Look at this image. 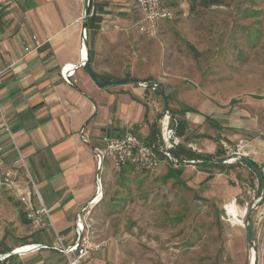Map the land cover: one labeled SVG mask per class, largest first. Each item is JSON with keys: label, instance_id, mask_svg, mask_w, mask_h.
I'll use <instances>...</instances> for the list:
<instances>
[{"label": "rangeland", "instance_id": "1", "mask_svg": "<svg viewBox=\"0 0 264 264\" xmlns=\"http://www.w3.org/2000/svg\"><path fill=\"white\" fill-rule=\"evenodd\" d=\"M169 2L174 17L161 21L152 35L137 29L135 17L129 21H121L119 14L111 18L124 29L92 35V68L138 87L128 78L150 77L158 82L165 93L158 94L161 115L166 106L170 112L191 107L211 114L220 127L205 121L200 130L188 125L185 134L188 142H194L203 135L201 132L208 135L210 131L226 150L219 158L234 154L238 158L241 153L250 157V149L264 154V0ZM85 4L86 0L84 8ZM15 9L16 0H0V26L15 21L11 14ZM88 26H92L90 18ZM232 99L235 101L231 103ZM164 164L152 174L127 165L131 168L126 186L128 198H119L118 203H107L112 189L111 181L105 182L107 163L98 171L103 179L104 199L96 210L102 207V213L105 209L116 211L117 217L95 220L93 231L100 237L99 231L112 228V236L106 239L109 242L116 237L121 248L117 263L252 264L243 221L249 208L255 206L252 233L259 264H264V200L257 172L237 159L233 169H223L226 178L218 183V194H211L202 184L185 186L177 179L179 175L171 171L164 174ZM259 165L264 173V161ZM112 170L115 183L121 185L117 176L124 169ZM124 190L125 185L114 199ZM12 191L8 185L0 184L3 245L13 241L15 234L36 228L20 219L25 207Z\"/></svg>", "mask_w": 264, "mask_h": 264}, {"label": "crops", "instance_id": "2", "mask_svg": "<svg viewBox=\"0 0 264 264\" xmlns=\"http://www.w3.org/2000/svg\"><path fill=\"white\" fill-rule=\"evenodd\" d=\"M16 5L17 9L11 13L15 21L3 22L0 26V142L5 150L9 148L5 153L6 166L13 167L17 174L13 195L18 197L17 193L23 192L28 201L38 207L36 186L50 211L52 223L46 220L39 226L33 223L27 216L26 205L18 197L25 207L20 219L30 228L32 224L36 228L25 234H15L14 240L6 245L0 243V255H4L0 264H66V256L54 245L57 244V236L66 245L75 240L76 215L96 195L98 160L93 148L103 146L104 135H119L127 125L147 140L156 139L160 130L158 119L162 113L158 97L161 93L157 89L138 87L128 82L99 86L83 66L75 69L71 78L73 82L64 80L61 74L63 66H77L83 59L84 0H16ZM118 14L122 16L121 21H129L130 17L141 19L135 0H98L93 3L92 26H88L90 52L93 34L124 29L119 22L111 21L113 17L118 18ZM93 70L99 81L117 79L108 72ZM143 80L158 83L150 77ZM171 113L174 121L185 124V130H188V125L200 130L206 125L205 121L220 127L211 114L196 109L182 108ZM83 128L90 146L81 138ZM201 133L203 135L195 138L194 142L189 141L195 144V152L219 158L216 152L222 147L220 139H215L210 131L208 135ZM179 137L181 144L188 148L185 131L182 135L179 133ZM223 150L225 153L222 155H225L226 150ZM249 155L258 165L264 161V154L260 152L253 153L250 149ZM22 161L28 173L22 168ZM106 163L109 169L105 182L112 183L107 203L109 200L118 203L123 197L127 200L126 186L131 179V168L129 165L123 167L117 176L122 183L117 185L112 166L108 161ZM162 167L165 168L164 174L171 171L173 175H179L177 179L183 185L202 184L211 194L218 192L220 181H225L223 169L234 168L226 164L175 166L167 162ZM124 185L125 190L115 200V195ZM102 187V199L99 196L92 205L93 222L104 218L111 220L117 215L116 211L107 212L106 209L102 213V207L96 210L104 199ZM99 233V239H106L112 236L113 230L109 228ZM115 239L113 236L107 247L91 252L82 264H118L121 248ZM33 244H47L49 247L22 254L15 251Z\"/></svg>", "mask_w": 264, "mask_h": 264}, {"label": "built area", "instance_id": "3", "mask_svg": "<svg viewBox=\"0 0 264 264\" xmlns=\"http://www.w3.org/2000/svg\"><path fill=\"white\" fill-rule=\"evenodd\" d=\"M96 1L98 0H93V3ZM135 2L141 14V19L136 22V27L143 34H154L161 21L172 19L174 17V10L170 5L169 0H135ZM115 27L120 28L119 25H115ZM66 66L67 65L63 66L61 74L64 80L71 83L73 82L71 78L75 74V68L73 70H66ZM158 122L160 130L156 139L153 140L143 138L129 125L125 128L124 132L119 135H104L102 138L103 146L93 148L97 156V167L99 168V171L104 168L107 161L111 164L112 169L115 170L120 171L123 167L131 165L135 169L143 170L151 174L156 172L160 165L165 162L175 166H179L180 164L196 165L199 163V159L189 157L179 158L174 154V149L181 144V139L178 133V122L173 120L171 112L165 111L158 119ZM81 138L85 142L90 143L89 137L84 128L81 131ZM188 147L193 151H196V147L193 144H189ZM5 153V146L0 142V171L2 172L0 184H5L10 188H14L16 185L17 174L13 168L6 166ZM102 185L103 179L98 172L96 174V195H94V197L83 206L81 211L76 215L75 240L71 244L66 245L63 243L62 239L57 236V244L54 245V248L66 256V264H82L83 259L91 252L108 246L107 239H99L98 236L94 235V222L91 217L93 209L92 204L97 198L100 190L103 188ZM35 194L37 195L39 202L38 207L32 205L23 192L17 193L20 200L26 205L28 217L33 223L38 226L46 223V221L52 223L50 211L45 206L36 186ZM102 197L103 195L100 196V200ZM30 247L32 248L28 250L29 252L41 248H47L49 245L33 244L30 245ZM19 254L22 253L19 252ZM3 256H0V258Z\"/></svg>", "mask_w": 264, "mask_h": 264}, {"label": "water", "instance_id": "4", "mask_svg": "<svg viewBox=\"0 0 264 264\" xmlns=\"http://www.w3.org/2000/svg\"><path fill=\"white\" fill-rule=\"evenodd\" d=\"M92 5H93V0H86V4H85V8H84V15H83V25H82V33H81V43L83 46H86L87 48V58L86 59H82V62H80L76 68H78V66H83L87 72L90 74V76L93 78V80L95 81V83L99 86H107L110 84H122V83H126L128 80H124V79H117V80H109V81H99L97 79V77L95 76L94 70L92 69V67L89 64V59H90V46H89V41H88V35H87V30H88V20L91 16V11H92ZM75 68V69H76ZM135 83H137L139 86L143 87V88H152V89H157L159 90L162 94L164 93L163 88L158 84V83H147L144 80L138 79V78H133L132 79ZM165 111H170L168 106H166ZM172 114V113H171ZM236 156H230V157H224V158H216L213 160H208L209 162H213V163H219V164H233L234 161H236L237 159H240L241 161H245L248 164L251 165V167L257 172V174L259 175L260 181H261V185H262V199L264 200V173L263 170L257 166L255 163H253V160L248 157L245 153H241L239 154L238 158L237 154H235ZM204 162V159H199V163ZM99 171V168H98ZM254 207L255 206H251L246 214V221H243V224L245 225V230H246V236H247V240L249 245L251 246V249L253 248L255 250V261L254 264H259V253H258V249L255 243V237L252 233V225H251V215L254 211ZM1 256V255H0Z\"/></svg>", "mask_w": 264, "mask_h": 264}, {"label": "trees", "instance_id": "5", "mask_svg": "<svg viewBox=\"0 0 264 264\" xmlns=\"http://www.w3.org/2000/svg\"><path fill=\"white\" fill-rule=\"evenodd\" d=\"M91 62H92V53L90 54V59H89L90 66H91ZM95 76L97 77L96 73H95ZM128 79L131 80L133 78H128ZM233 101H234V99L232 100V102ZM183 110H194L195 111V109H193L191 107H184ZM177 122H178L177 123L178 124V133H180L182 135L184 133V131H185V124L183 122H181V121H177ZM224 153L225 152H224L223 148L219 147L217 149L216 155H222ZM174 154L177 157H179V158H182V156H187L189 158L204 159V162H202V163L200 162L199 164L211 163V164H215V165H220L219 163H213V162H209L208 161V160L216 159L213 155L206 154V153H201V152H195L192 149L183 146L182 144H180L177 148L174 149ZM233 156H236V155L234 154ZM253 163H255L257 166H259L256 162L253 161ZM250 167H251V165H250Z\"/></svg>", "mask_w": 264, "mask_h": 264}, {"label": "bare ground", "instance_id": "6", "mask_svg": "<svg viewBox=\"0 0 264 264\" xmlns=\"http://www.w3.org/2000/svg\"><path fill=\"white\" fill-rule=\"evenodd\" d=\"M87 58V48H86V46H83V59H86ZM74 68H76V66L75 65H67L66 66V70H68V69H71V70H73ZM66 74H67V72H66ZM100 194H101V191L99 192V194L97 195V198L96 199H98V197L100 196ZM96 199L94 200V202H93V204L96 202ZM92 204V205H93ZM32 247H29V248H19V249H16L15 251L16 252H20V253H27V252H25L26 250H30ZM252 251H251V254H252V259H253V261H252V264H254V261H255V250L252 248L251 249ZM29 252V251H28Z\"/></svg>", "mask_w": 264, "mask_h": 264}]
</instances>
